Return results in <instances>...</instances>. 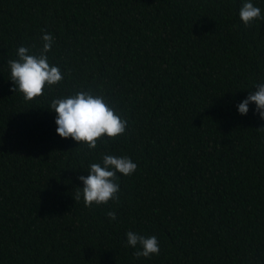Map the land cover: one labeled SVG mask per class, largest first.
Returning a JSON list of instances; mask_svg holds the SVG:
<instances>
[{"label": "trees", "instance_id": "16d2710c", "mask_svg": "<svg viewBox=\"0 0 264 264\" xmlns=\"http://www.w3.org/2000/svg\"><path fill=\"white\" fill-rule=\"evenodd\" d=\"M244 2L0 0V264H264V119L237 110L264 83V20L246 27ZM45 31L64 78L26 102L7 60ZM81 90L127 120L95 150L49 108ZM102 154L138 167L119 203L89 209L72 194ZM129 230L159 255L134 257Z\"/></svg>", "mask_w": 264, "mask_h": 264}, {"label": "clouds", "instance_id": "9594fccd", "mask_svg": "<svg viewBox=\"0 0 264 264\" xmlns=\"http://www.w3.org/2000/svg\"><path fill=\"white\" fill-rule=\"evenodd\" d=\"M239 16L246 27H250L254 21L264 20V14L259 7L254 6L252 0H245ZM41 41L42 46L36 53L30 54L28 47L20 46L17 49V58L7 60L10 79L13 82L12 91L22 93L26 102L43 96L46 87L52 90L64 78L60 68L50 64L47 55L53 48L55 38L45 31ZM252 103L255 104V113L260 119H264V83L256 84L254 91L238 103V113L247 115ZM49 108L57 114L55 123L58 135L62 138H72L79 142V145L84 144L91 150L97 148L98 141L115 139L126 131L127 120L117 114L103 95H94L92 90L55 97L51 100ZM137 167V163L128 156L102 154L101 163H91L89 174L78 177L83 182V187L72 195L76 202L83 197V203L89 209L94 204L108 205L110 201L119 203L121 188L118 173L131 176ZM105 214L110 221L117 219L114 210ZM126 237L125 246L137 249L133 253L137 259L159 255L160 245L155 235L144 236L129 230Z\"/></svg>", "mask_w": 264, "mask_h": 264}]
</instances>
